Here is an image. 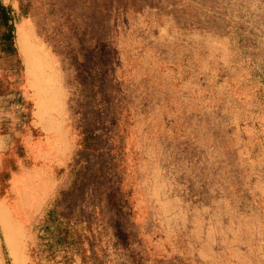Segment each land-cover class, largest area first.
Listing matches in <instances>:
<instances>
[{"label":"rangeland","instance_id":"obj_1","mask_svg":"<svg viewBox=\"0 0 264 264\" xmlns=\"http://www.w3.org/2000/svg\"><path fill=\"white\" fill-rule=\"evenodd\" d=\"M0 3V264H264V0Z\"/></svg>","mask_w":264,"mask_h":264},{"label":"trees","instance_id":"obj_2","mask_svg":"<svg viewBox=\"0 0 264 264\" xmlns=\"http://www.w3.org/2000/svg\"><path fill=\"white\" fill-rule=\"evenodd\" d=\"M0 58L7 60V74L5 78L0 79V96H7L17 92V82H12L8 74L21 75L23 71L22 63L18 56V50L15 44V26L12 23L11 16L0 3Z\"/></svg>","mask_w":264,"mask_h":264}]
</instances>
